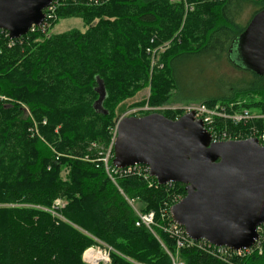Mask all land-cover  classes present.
Returning a JSON list of instances; mask_svg holds the SVG:
<instances>
[{
    "label": "trees",
    "instance_id": "trees-1",
    "mask_svg": "<svg viewBox=\"0 0 264 264\" xmlns=\"http://www.w3.org/2000/svg\"><path fill=\"white\" fill-rule=\"evenodd\" d=\"M69 1L74 3L60 5L56 16L82 18L86 31L38 29L13 39L12 46L0 34V98L6 100H0V203L7 204L0 207V264H87L83 253L98 242L112 248L109 264H173L176 251L186 264H264V244L225 258L199 242L177 248L162 229L169 221L163 209L186 195L185 185L157 184L155 177L136 172L112 179L98 156L100 147L113 143L116 104L133 96L136 82L151 74L147 48L164 43L169 46L158 57L163 67L152 72L164 88L150 105L220 104L223 115L213 123L220 133L246 138L263 128L259 120L238 124L225 117L242 108L264 113V74L229 58L264 0ZM249 8L251 17L242 22ZM188 33L195 35L193 48L182 46ZM184 59L201 60L191 76L212 75L199 93L193 84L186 87ZM224 62L234 75L221 72ZM100 82L106 89L102 109L95 106ZM244 96L257 97L229 105ZM163 114L175 120L183 113ZM58 199L67 204L56 207ZM135 204L142 212L154 211L158 225L152 230L137 225Z\"/></svg>",
    "mask_w": 264,
    "mask_h": 264
},
{
    "label": "water",
    "instance_id": "water-1",
    "mask_svg": "<svg viewBox=\"0 0 264 264\" xmlns=\"http://www.w3.org/2000/svg\"><path fill=\"white\" fill-rule=\"evenodd\" d=\"M53 1L0 0V30L10 39L26 35L44 22ZM239 39L248 67L264 74V9ZM98 90L95 106L102 109V82ZM113 153L117 167L144 164L159 184L185 185L186 195L170 212L192 239L233 250L256 243L257 228L264 224V145L257 138L213 142L194 111L175 120L150 112L118 120Z\"/></svg>",
    "mask_w": 264,
    "mask_h": 264
},
{
    "label": "rangeland",
    "instance_id": "rangeland-1",
    "mask_svg": "<svg viewBox=\"0 0 264 264\" xmlns=\"http://www.w3.org/2000/svg\"><path fill=\"white\" fill-rule=\"evenodd\" d=\"M81 1H85L88 2L86 3L87 5H91V4H96L93 2H89V0H78L77 3H81ZM104 2V0H102ZM171 2H177V1H181V0H170ZM211 1V0H210ZM251 1H255V0H251ZM101 2V4L103 3ZM74 2H71L69 0H56L53 4L52 7L49 10V12H51L52 18L49 20V26L47 27L45 33L48 34H59V33H63L66 31H69L71 29H79L80 31H86L88 26L85 25L84 21L82 18L79 17H68V18H58L57 15V9L60 5H65V4H71ZM251 12L252 10L249 8L248 10L246 9V11L243 12V14L241 15L243 18L242 22L247 21L250 17H251ZM44 33V32H42ZM195 35L192 34V36L190 35V33L187 34V38L185 39L186 41L182 42V46L183 47H188V48H193L197 45V42L195 41ZM10 46V44H9ZM229 58L235 62L236 64L250 69L248 67V58L246 56V54L244 53V51H242L241 48V42L240 39L239 41H235L230 52H229ZM184 64L185 66V71H184V75L186 76V80H185V84L186 87L189 84H193V88L194 89V94L199 93L197 92V89L201 88L203 85H205L206 82L210 81L211 79H209V77H212L211 73H206L201 72L200 74H195V76H191L193 73V67L196 66V64L198 62H200L201 60H189V59H184ZM204 61V60H202ZM227 62L222 63V68H221V72H227L228 74H235L236 72L234 71V69H232L231 67L227 66ZM152 68V66H151ZM153 69L151 70V74H149V77L147 80H143V81H138L136 82V85H138V89L136 91V93L128 98L122 99L120 102H118L116 105V117L117 120H120L122 117L124 116H131V115H136V116H142L145 115L144 113L146 112H160V113H165L167 111H172L174 113H177V115L182 114L183 112H185L186 110L190 109V108H203L202 107V103H188V102H178V101H168L165 102L163 104L160 105H150L148 102L156 95V93L158 92V88H164V81L161 78V76H153L152 72ZM213 72V71H212ZM194 75V74H193ZM199 76V77H198ZM217 80V79H216ZM184 94L189 92L187 91V88H185L184 90ZM172 94L175 93V91H171ZM215 92V91H214ZM257 96H244L241 99H238L235 102H231L229 105H236L239 104H245L246 102L250 101L252 98H256ZM114 99V96H113ZM0 100H5V98H0ZM6 101V100H5ZM220 105V104H218ZM235 106V107H236ZM24 112L27 114V116L31 117V112L29 107L26 104L22 105ZM246 110L247 112H244L245 114L242 115L241 113ZM236 113L232 114V115H227L228 117H225L226 119H228L230 122L232 123H238V122H242L243 120L246 121H262V125L264 126V113H261L258 111V109L252 108V109H247V108H242L241 110H236ZM214 113V112H212ZM216 116V114L214 115ZM239 124V123H238ZM211 126H214V124L212 123ZM218 132V131H217ZM115 134V131H114ZM253 133H249L248 135H251ZM237 138H243V136L239 135ZM114 139V138H113ZM113 141V140H112ZM112 144L111 143L108 147H100L99 151H98V156L101 158H106L108 155H112ZM94 147H97L96 143H93ZM67 171L63 172V176H66ZM175 195L178 194L177 192L174 193ZM174 195V196H175ZM63 201V205L67 204L66 200H62ZM7 204H2L0 203V207H6ZM135 207L137 210L140 209V205L135 204ZM155 234V233H154ZM156 235V234H155ZM264 244V242L261 243L260 246H262ZM105 246L102 242H98L96 245L90 246L89 248L93 247L95 249H102L105 250ZM87 250V249H86ZM85 250V251H86ZM85 251L83 253V257L82 259L84 260V254ZM251 252H246V253H242L240 256H245L246 254H249ZM172 255V254H171ZM173 259H177L180 258L178 252H174L172 255ZM181 260V258L179 259ZM84 262H86L84 260ZM99 262V261H98ZM95 262L94 264L98 263ZM87 264H92V263H88ZM102 262H99L98 264H101ZM139 264V263H137Z\"/></svg>",
    "mask_w": 264,
    "mask_h": 264
},
{
    "label": "built area",
    "instance_id": "built-area-1",
    "mask_svg": "<svg viewBox=\"0 0 264 264\" xmlns=\"http://www.w3.org/2000/svg\"><path fill=\"white\" fill-rule=\"evenodd\" d=\"M56 0H54L52 2V4L55 2ZM102 0H89V2H93V3H98ZM52 4L45 9V20L41 25H33L30 29L29 32H35L38 29H41L43 32L46 31L47 27L49 26V20L52 18L51 12H49L48 9H50L52 7ZM1 33H6L7 36H9L8 32L6 30H0V34ZM19 39V38H18ZM151 42L153 43L154 40L152 39ZM14 45V41L13 39L10 42V46ZM169 46V43H164L161 46L158 47H154V46H150L147 48V52L148 54L151 56V66L152 68L159 66L160 68L163 67V65L161 63H159L158 61V57L160 55L161 52L165 51ZM203 108H190L188 110H186L185 112H183V114L188 113L190 111H194L195 112V116L198 119H202L205 127L207 128V130L209 131V133L211 134V139L213 142H221V141H228V140H240V139H245V138H237L239 135H231V134H227L225 132L220 133L219 131L217 132V130H215L214 126H211L212 123H214L215 117L216 116H222L223 114L220 112V107L219 105L215 106V108H209L207 107L205 104H202ZM214 112V113H212ZM247 112L246 110H244L241 114L244 115ZM236 113V112H235ZM182 114V115H183ZM216 114V116H214ZM181 115V116H182ZM226 117H228L226 115ZM180 117H176V119H178ZM248 121H240L238 123H247ZM251 135H249L246 138H250V137H255L259 140V142L264 145V126L261 129H254L251 131ZM115 137H116V129H115ZM114 137V140H115ZM114 140H113V144H114ZM113 144H112V151H113ZM113 157H114V153L112 152V155H108L106 158H101L99 159L104 166L105 171L108 173V175L112 178L115 179V177L118 176V174H125V173H139V174H143L145 179H148L150 177H152L150 175V168L147 165L144 164H136L133 166H128V167H124V168H120L114 165L113 163ZM157 184L158 181H157ZM169 185L172 184V182L167 183ZM153 185V183H150V186ZM184 196L178 195L175 197L174 199V203L172 205L169 206V208H165L163 209V216H168L169 221L166 222V224H163L162 229L169 233L171 237H173L176 241L177 244V248L180 247H184V246H188V245H195V243L199 242V246H207L208 249L211 251L212 254L216 255V256H220V257H224L227 255H230L232 252L237 253L238 255H241L242 253H246V252H251V249H253V247L258 246L260 247L261 243L264 242V224L260 225L257 230L259 233V238L257 239L256 243L251 247V248H247V249H241V250H233L227 246H216L204 239H200V240H194L192 239L190 236H188V234L186 233L185 228L176 223L172 217H171V212L170 209L171 207L178 203L181 199H183ZM132 203V201H131ZM63 202L62 200L58 199L55 201V206H60L62 205ZM136 209V207H135ZM138 216H139V220L137 222V225H146L149 229L152 230V228L156 225H158L156 219H155V212L154 211H149V212H142L140 210H137ZM112 248L109 246H105V250H102L100 248L95 249L93 247L88 248L85 251V256H84V260L88 263H92L94 264L95 262H102L101 264H109L112 261ZM96 257H99V259H97ZM180 258L177 259H173V264H186L184 261L179 260ZM98 262V263H99ZM96 263V264H98Z\"/></svg>",
    "mask_w": 264,
    "mask_h": 264
},
{
    "label": "bare ground",
    "instance_id": "bare-ground-1",
    "mask_svg": "<svg viewBox=\"0 0 264 264\" xmlns=\"http://www.w3.org/2000/svg\"><path fill=\"white\" fill-rule=\"evenodd\" d=\"M97 259H99V257H96Z\"/></svg>",
    "mask_w": 264,
    "mask_h": 264
}]
</instances>
